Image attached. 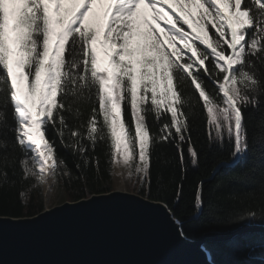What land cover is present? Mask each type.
I'll list each match as a JSON object with an SVG mask.
<instances>
[{"label":"snow or ice","instance_id":"1","mask_svg":"<svg viewBox=\"0 0 264 264\" xmlns=\"http://www.w3.org/2000/svg\"><path fill=\"white\" fill-rule=\"evenodd\" d=\"M129 188L201 264H264V0H0V222Z\"/></svg>","mask_w":264,"mask_h":264},{"label":"water","instance_id":"2","mask_svg":"<svg viewBox=\"0 0 264 264\" xmlns=\"http://www.w3.org/2000/svg\"><path fill=\"white\" fill-rule=\"evenodd\" d=\"M117 195L63 211H56L61 205L44 209V217L35 221L0 222V264H201L200 242H179L164 227V216L135 204L136 195ZM230 238L224 234L206 241Z\"/></svg>","mask_w":264,"mask_h":264},{"label":"trees","instance_id":"3","mask_svg":"<svg viewBox=\"0 0 264 264\" xmlns=\"http://www.w3.org/2000/svg\"><path fill=\"white\" fill-rule=\"evenodd\" d=\"M94 46L97 47V49H98V42ZM105 167H107V165H105ZM231 171H233V169H228V168L221 169L220 172L218 173V176H221V177L226 176ZM213 182H214V179H213ZM190 194L194 195V191H192ZM65 200L69 201L67 199H65ZM36 202L43 203V191L42 190L39 193H37ZM69 202H71V201H69ZM43 210H44V208H42L40 210V212ZM34 215H38V214L34 213ZM210 243H212V242H210ZM215 243H217L221 246L224 244V242H215ZM245 253H246V248H244L243 246L240 249L235 250V251L225 249L221 252V255L219 258L220 259H227L229 261H243L247 258Z\"/></svg>","mask_w":264,"mask_h":264},{"label":"rangeland","instance_id":"4","mask_svg":"<svg viewBox=\"0 0 264 264\" xmlns=\"http://www.w3.org/2000/svg\"><path fill=\"white\" fill-rule=\"evenodd\" d=\"M98 54H99V56H100V60H101L102 66H105V67H106V66H107V58L103 56V49H102V47L100 46V42H99V44H98ZM42 191H43V202H44L46 199H48V197H47V193H48V191H49V190H48V187H45L44 189H42ZM113 191L116 192V189L113 188ZM127 193H130V194L136 195V193L132 192L130 188L128 189ZM54 194H55V193H54ZM66 202H69V201L63 200V201H59V202H55V203H51V202H50V203H48V204L46 205V207H44V209L55 208V207L60 206L61 204H64V203H66ZM41 212H42V211H41ZM41 212H40V213H41ZM40 213H39V214H40Z\"/></svg>","mask_w":264,"mask_h":264},{"label":"bare ground","instance_id":"5","mask_svg":"<svg viewBox=\"0 0 264 264\" xmlns=\"http://www.w3.org/2000/svg\"><path fill=\"white\" fill-rule=\"evenodd\" d=\"M49 184L51 185V181H49ZM164 227L167 229L168 233H173V228L166 222V220L164 222Z\"/></svg>","mask_w":264,"mask_h":264}]
</instances>
